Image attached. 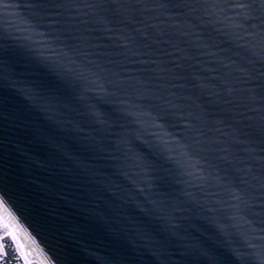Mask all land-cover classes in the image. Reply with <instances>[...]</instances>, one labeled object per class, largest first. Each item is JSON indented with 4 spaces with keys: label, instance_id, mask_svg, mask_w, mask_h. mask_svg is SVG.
I'll return each instance as SVG.
<instances>
[{
    "label": "water",
    "instance_id": "obj_1",
    "mask_svg": "<svg viewBox=\"0 0 264 264\" xmlns=\"http://www.w3.org/2000/svg\"><path fill=\"white\" fill-rule=\"evenodd\" d=\"M3 188L57 264H264L262 0H0Z\"/></svg>",
    "mask_w": 264,
    "mask_h": 264
},
{
    "label": "snow or ice",
    "instance_id": "obj_2",
    "mask_svg": "<svg viewBox=\"0 0 264 264\" xmlns=\"http://www.w3.org/2000/svg\"><path fill=\"white\" fill-rule=\"evenodd\" d=\"M231 7L245 9L246 12L250 9L248 4H235ZM19 211L21 208L14 201L12 190L0 189V264H57L43 248L38 250L25 242L31 237V232L21 223V218L17 215Z\"/></svg>",
    "mask_w": 264,
    "mask_h": 264
},
{
    "label": "bare ground",
    "instance_id": "obj_3",
    "mask_svg": "<svg viewBox=\"0 0 264 264\" xmlns=\"http://www.w3.org/2000/svg\"><path fill=\"white\" fill-rule=\"evenodd\" d=\"M25 242L28 244L29 247H36V246L34 245V243H33L31 240H29V239H27ZM36 248H37V247H36Z\"/></svg>",
    "mask_w": 264,
    "mask_h": 264
}]
</instances>
